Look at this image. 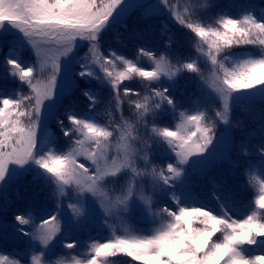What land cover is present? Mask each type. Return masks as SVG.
I'll return each instance as SVG.
<instances>
[{
	"label": "snow or ice",
	"instance_id": "6c2138e0",
	"mask_svg": "<svg viewBox=\"0 0 264 264\" xmlns=\"http://www.w3.org/2000/svg\"><path fill=\"white\" fill-rule=\"evenodd\" d=\"M218 7L0 0V264H264V4Z\"/></svg>",
	"mask_w": 264,
	"mask_h": 264
},
{
	"label": "rangeland",
	"instance_id": "374dc122",
	"mask_svg": "<svg viewBox=\"0 0 264 264\" xmlns=\"http://www.w3.org/2000/svg\"><path fill=\"white\" fill-rule=\"evenodd\" d=\"M219 1L230 2L231 7L235 10V12L237 11V8L235 6L241 4V2H244V0H219ZM231 13H233V12H231ZM84 51H85V49H81L79 54L82 56L84 54ZM125 54L134 55V52H126ZM2 55L3 54L0 53V56H2ZM25 57H26L25 59L30 62L31 54L25 53ZM201 67L205 68V70H203V71H204L205 75H208V67L204 66V65H202ZM9 85L11 86L12 89L15 87V85H12V84H9ZM25 91H26V89H25ZM87 104H88V101L86 100V103L84 104L85 105L84 110L86 109ZM112 110H114V109H110L106 103H101V105L99 106V111H100L99 114H103V115H101L103 117V119H102L103 121L97 117L96 118L100 122H102L103 124L108 125L107 124L108 121L106 119H108L110 122L109 112ZM116 115H118V113H116ZM65 122L67 123V121H65ZM59 135L62 137V133H60ZM61 149L62 150L67 149V138L62 137ZM245 181H246V177H241L240 194H241L242 199L248 200L252 197L253 191H250L248 189V187L245 184ZM125 226L126 225H122V224L114 222L112 224L111 228H108V227H102L101 224L98 222V223L90 226L88 230L78 231L75 235L70 237V240L74 239V240L78 241V247L76 249L69 250V249L63 248L62 246H59L57 248V253L63 254L65 252H67V253H71V254H79V253L86 250V245H87V243L90 242L91 238H98V239L103 240L105 237H107L111 234L112 228L116 229L117 231H120ZM131 226H135L138 228L145 227V225L142 223H135L134 225H131ZM8 250H11V248H9ZM112 259H113L114 264H129V260H130V258L123 256V255H120V256H118L116 258H112ZM132 264H136V262H132Z\"/></svg>",
	"mask_w": 264,
	"mask_h": 264
},
{
	"label": "trees",
	"instance_id": "16d2710c",
	"mask_svg": "<svg viewBox=\"0 0 264 264\" xmlns=\"http://www.w3.org/2000/svg\"><path fill=\"white\" fill-rule=\"evenodd\" d=\"M174 2H175V0H174ZM215 2L219 5V7L218 8H215V9H212L209 13H208V15L209 16H213V15H215V13L216 12H218V11H221V10H223V11H228V12H235V10L231 7V3L230 2H223V1H219V0H215ZM255 2L256 3H258V4H264V0H255ZM241 3H243V2H241ZM111 46L116 50V51H122V49H121V45L120 44H118V43H116L115 41H112V44H111ZM26 58V57H25ZM202 68V71L203 70H205V68H203V67H201ZM126 84L128 85V87L129 88H132V89H134V90H136V89H138L139 88V84H138V82L137 81H129V82H126ZM0 86H3V82H0ZM7 88H8V91L9 92H11L12 90V88H11V86L10 85H7ZM133 99H135V97H132ZM86 103V100L84 99V98H80L77 102H76V106H77V111H80V110H84V108H85V104ZM101 104H98L97 105V112H93V114L97 117V118H99L100 120H102L103 119V117L101 116V115H103V114H99V106H100ZM130 109H129V107H128V104H127V102L125 101V103H124V105H123V115H124V117H126V118H129V119H131L132 117H131V115H130ZM119 116V113H118V115H117V117ZM106 119V118H105ZM168 119H170V118H168ZM107 121H108V123L107 124H109L110 122H109V120L108 119H106ZM103 121V120H102ZM140 132H141V134H142V132H143V130L141 129L140 130Z\"/></svg>",
	"mask_w": 264,
	"mask_h": 264
}]
</instances>
